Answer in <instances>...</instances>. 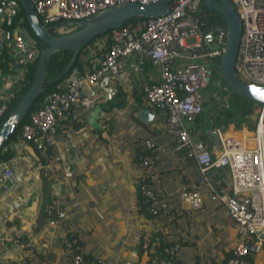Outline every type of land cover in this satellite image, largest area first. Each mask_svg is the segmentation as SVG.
<instances>
[{"label": "built area", "instance_id": "obj_1", "mask_svg": "<svg viewBox=\"0 0 264 264\" xmlns=\"http://www.w3.org/2000/svg\"><path fill=\"white\" fill-rule=\"evenodd\" d=\"M28 1L40 24L50 33L60 35L75 30L79 21L110 8L125 3L147 5L157 0ZM231 2L241 25L235 74L244 82L264 87V0ZM19 6L17 0H0V35L10 38L8 83L0 91V119L24 87L29 66L39 53L36 40L21 18L15 21L11 35L3 27V23L13 22ZM201 7L202 0H171L163 15L129 20L86 44L79 52L78 64L71 65L56 83V90L28 111L16 137L8 142L13 156L0 161V191H7L9 184L19 186L23 181L24 175L17 167L19 159H27L24 153L27 145L44 153L54 142L57 130L70 126L74 109L90 110L101 100H111L115 95L113 84L140 74L148 63L156 68L157 79L141 83L142 101L147 108L164 112V132L172 150L183 151L199 172L197 178L179 187V206L186 211L200 209L202 194L207 201L220 203L237 234L224 264H264V104L254 108L252 146L245 139L223 136L216 129L219 150L212 152L191 132L196 116L203 113L210 96L218 100L215 91L219 82H210V78L217 69L214 60L220 58L225 41L224 29L202 33L198 14ZM207 33H211L208 47ZM207 86L215 91H208ZM214 112L212 108L211 114ZM139 150L142 154L137 191L145 211L158 215L168 206L165 196L152 186L155 178L152 164L159 158L162 147L143 140ZM222 168L227 170V177L220 174ZM31 192L30 187L21 190L19 202H26ZM45 216L50 224L56 225L65 218V213L54 205L45 209ZM63 245L71 254L72 264H111L106 260L85 263L81 253L75 252L77 239L72 232L66 233ZM179 248L175 242L164 247L163 252L175 257ZM258 255L261 263L256 260Z\"/></svg>", "mask_w": 264, "mask_h": 264}, {"label": "crops", "instance_id": "obj_2", "mask_svg": "<svg viewBox=\"0 0 264 264\" xmlns=\"http://www.w3.org/2000/svg\"><path fill=\"white\" fill-rule=\"evenodd\" d=\"M9 45L10 38L0 35V91L8 83ZM156 79V68L146 63L140 74L113 84L122 90L111 100H101L90 110L74 109L70 126L57 130L54 142L41 154L43 161L31 153V144L27 145V159H19L17 167L23 181L0 191V264H72L71 254L63 245L67 232L74 234L88 261L111 264H169L156 259V233L180 243L176 255L179 263L171 264H203L204 238L213 242L222 239L229 248L234 244L235 229L220 203L209 202L202 194L200 209L186 211L179 206V187L197 178L199 172L183 151L172 150L164 132V112L147 108L139 91L133 92L138 82ZM214 102L204 105L202 120L194 121L191 127L198 140L202 141V136L197 129L211 127L208 119ZM139 109H148L150 120L139 119ZM221 133L253 145L252 131L243 125L239 130L230 125ZM143 140L162 147L152 164V186L165 196L168 209L153 219L139 211L137 152ZM208 145L212 152L217 151ZM220 174L227 177V170L222 168ZM29 187L32 192L28 200L20 203L21 190ZM54 205L65 213L56 225L44 214ZM256 258L262 262L260 255Z\"/></svg>", "mask_w": 264, "mask_h": 264}, {"label": "water", "instance_id": "obj_3", "mask_svg": "<svg viewBox=\"0 0 264 264\" xmlns=\"http://www.w3.org/2000/svg\"><path fill=\"white\" fill-rule=\"evenodd\" d=\"M170 1L157 0L155 3L147 5L125 3L79 21L80 26L73 31L54 35L48 31L47 27L40 24L29 1L19 0L28 28L45 46L39 50L33 78L29 87L0 125V149L8 136L24 119L34 100L43 92L46 84L49 82L44 84L46 76L45 67L53 54L63 50L71 52L63 69V73H66L74 63L80 50L93 38L106 33L108 30L120 27L132 18H148L163 15L167 11ZM202 7L217 12L222 16L224 21V27H215V30H225V41L219 66L224 83L240 95L256 103L264 104V87L244 82L235 74L234 64L241 34V25L231 0H202ZM201 12L202 8L198 10V14ZM210 36L211 33H207L205 36L206 47H208V38ZM51 80H55V78ZM137 117L147 121L150 120L151 113L148 109H139ZM197 133L209 138L211 145L219 150V136L216 128L213 126L207 129L199 127Z\"/></svg>", "mask_w": 264, "mask_h": 264}, {"label": "trees", "instance_id": "obj_4", "mask_svg": "<svg viewBox=\"0 0 264 264\" xmlns=\"http://www.w3.org/2000/svg\"><path fill=\"white\" fill-rule=\"evenodd\" d=\"M17 1L19 3V0H17ZM19 5H20V3H19ZM203 8H204V12L199 14V18L202 21V26H201L202 33H206L209 30L214 29L216 26L224 27V21H223L222 16L220 14H218L217 12H215L213 10H209L205 7H203ZM19 18L22 19L23 25L26 27L28 32H30L32 34V32L30 31V29L28 28V26L26 24L24 13H23L21 6H19V10L16 12L12 23H10L8 25L3 23V27L6 29V32L9 35L12 34L13 25H14L15 21ZM134 19H136V18H132L130 20H134ZM108 32H109V30L106 33H108ZM32 36L36 40L37 47L39 50L45 46L44 43L42 41H40L36 36H34L33 34H32ZM58 53H61V55H62L58 61L53 59V56H55V54H56L55 53L54 55H52V57L46 63V67H45L46 76H45L44 84H46L48 81L49 82L46 84L43 92L34 100L32 106L29 110H32L33 108L38 106L41 102H43V100L47 94H49L52 91H55L56 90V83L58 82V80L61 79L64 75H66V73H63V69H64V67L68 61V58H69L71 52L69 50H63V51H60ZM79 55L80 54L78 53V55L76 56V59L72 65L78 64ZM214 61L217 65V69L215 71H213V73H212L211 82L218 81L219 82V88L217 91H215L213 89V87L207 86V90L208 91L212 90V92L215 91L218 95V100L213 103V107H214L215 112L211 117H209L208 122H210L211 126H213L214 128H216L220 131L226 130L228 125L234 126L235 129H239L243 125L246 127L247 130L253 131L254 127H255V118L253 117L254 108L256 105H259V103H256V102L240 95L236 91L230 89L224 83L222 76H221L220 67H219L220 66V58L217 57V58H215ZM35 63H36V60L31 66H29V71H28L26 79H25L24 87L15 96L13 101L10 103L8 110L3 115V117L0 119V125L3 122V120L7 117L8 113L15 107V105L18 103V101L20 100L22 95L25 93V91L29 87L31 80L33 78ZM48 75H50V77H48ZM53 78H55V80H51ZM140 88H141V83L138 82V84L133 87V92L136 93V91H139V93L141 95ZM120 90H122V88L119 87V85H117L115 92L116 91L120 92ZM210 100L214 101V99L211 96H210ZM135 102H137L136 104L140 103L138 99H136ZM25 119H26V116L21 121V123L24 122ZM201 120H202L201 114L197 115L195 118L196 123L200 122ZM20 124L14 129V131L8 136V138L3 143V145L0 149V161H8L12 158L13 151L10 150L7 147V145H8L9 141H11L12 139H14L16 137V134L18 133V131L20 129ZM202 142L204 144H206L207 146H209L208 145L209 143H207L206 140L202 141ZM30 147H31V153H33L36 157H39V159H40L42 156L41 155L42 153L39 150H37L34 146L30 145ZM141 154H142V152H140V150L138 148V152H137L138 164H140ZM41 161H43V158H41ZM138 197H139V201H140L139 211L149 219L157 218L160 214L166 212L168 209V206H167V208L164 211H162L161 213H159L158 215H151L145 211V207H144V204H142V202H141L142 198L139 195V193H138ZM44 214H45V212H44ZM156 235L159 236V239L157 240V242L154 245V249H155L154 254L156 255V259L158 261L161 260V261L169 263V264L179 263L176 256L175 257H169L168 255H166L163 252L164 247L170 246L173 243L178 242V241H174V240L167 241L166 238H160L161 235L159 233H156ZM141 245H142V242H141ZM231 248H232V246L225 252L224 257L219 262L211 261V262H209V264H224L225 260L231 254ZM140 250H139V252H140ZM75 252H77V253L80 252L79 246L77 247V249H75ZM81 255H82L85 263L89 262L88 256H86L82 253H81ZM40 258H42V255L40 256Z\"/></svg>", "mask_w": 264, "mask_h": 264}, {"label": "rangeland", "instance_id": "obj_5", "mask_svg": "<svg viewBox=\"0 0 264 264\" xmlns=\"http://www.w3.org/2000/svg\"><path fill=\"white\" fill-rule=\"evenodd\" d=\"M29 34L31 35V37L32 38H34L33 36H32V34L29 32ZM100 35H98V36H96V37H99ZM94 39V38H93ZM60 52V51H59ZM54 55V54H53ZM61 53H58V52H56V54H55V56H53V59L54 60H56V61H58L60 58H61ZM48 77H50V75H48ZM210 82H211V78H210ZM256 109H254V111H255ZM230 125H228V127H229ZM227 127V128H228ZM233 130H239V129H235L234 128V126H233ZM225 131V130H224ZM222 132V131H221ZM198 134V133H197ZM199 135V134H198ZM202 138V141H205L206 140V142L207 143H209L210 144V139L209 138H207L206 136H202L201 137ZM207 138V139H206ZM203 219V217H200V219ZM197 221V220H196ZM202 221V220H201ZM206 221H207V219H206ZM208 222V221H207ZM210 222V224L212 225L213 223L212 222H214V219L212 220H210L209 221ZM234 237H235V239L237 240V234H236V232H235V235H234ZM213 241H215V240H210V237H208L207 239L206 238H204V241L202 242V244L204 245H206V247L204 248L205 249V259L203 260V264H209V262H211V261H215V262H219L223 257H224V255H225V252L227 251V249L229 248V243H227V242H224L222 239L221 240H219V241H217V242H213ZM208 248V249H207ZM208 250V251H207ZM208 253V254H207ZM197 254H199V253H197Z\"/></svg>", "mask_w": 264, "mask_h": 264}, {"label": "flooded vegetation", "instance_id": "obj_6", "mask_svg": "<svg viewBox=\"0 0 264 264\" xmlns=\"http://www.w3.org/2000/svg\"><path fill=\"white\" fill-rule=\"evenodd\" d=\"M201 8H202V12H201V13H203V12H204V8H203V7H201ZM201 13H200V14H201Z\"/></svg>", "mask_w": 264, "mask_h": 264}]
</instances>
